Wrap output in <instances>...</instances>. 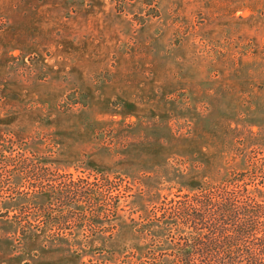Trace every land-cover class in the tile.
Masks as SVG:
<instances>
[{
  "label": "rangeland",
  "instance_id": "rangeland-1",
  "mask_svg": "<svg viewBox=\"0 0 264 264\" xmlns=\"http://www.w3.org/2000/svg\"><path fill=\"white\" fill-rule=\"evenodd\" d=\"M2 150L102 171L125 209L90 239L22 235L16 214L49 199L12 194L0 264H174L163 203L245 172L264 201V0H0Z\"/></svg>",
  "mask_w": 264,
  "mask_h": 264
},
{
  "label": "trees",
  "instance_id": "trees-1",
  "mask_svg": "<svg viewBox=\"0 0 264 264\" xmlns=\"http://www.w3.org/2000/svg\"><path fill=\"white\" fill-rule=\"evenodd\" d=\"M6 152L0 154V204L12 194L25 192L49 199L45 205L16 214L22 235L42 227L53 232L52 238L74 236L81 229L90 239L99 235L95 233L100 229L110 233L103 223L118 219L125 209L120 206L119 195H110L113 182L102 171L75 178L57 167L32 162L27 156H22V163L15 160L26 166L20 168L9 162L13 158L4 155ZM12 175L24 176L26 190L11 191ZM248 177L247 172L233 174L219 184L186 194L182 201L171 200L168 208L162 204L155 219L174 229L168 235L174 264H264V201L252 196ZM186 228L188 235L181 233ZM163 260L164 255L159 254L153 263L162 264Z\"/></svg>",
  "mask_w": 264,
  "mask_h": 264
}]
</instances>
